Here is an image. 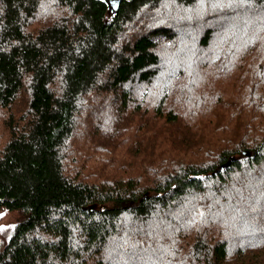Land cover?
<instances>
[{
    "label": "trees",
    "instance_id": "obj_1",
    "mask_svg": "<svg viewBox=\"0 0 264 264\" xmlns=\"http://www.w3.org/2000/svg\"><path fill=\"white\" fill-rule=\"evenodd\" d=\"M0 264H264V0H0Z\"/></svg>",
    "mask_w": 264,
    "mask_h": 264
},
{
    "label": "rangeland",
    "instance_id": "obj_2",
    "mask_svg": "<svg viewBox=\"0 0 264 264\" xmlns=\"http://www.w3.org/2000/svg\"><path fill=\"white\" fill-rule=\"evenodd\" d=\"M20 217L17 210L0 209V246L5 242Z\"/></svg>",
    "mask_w": 264,
    "mask_h": 264
}]
</instances>
